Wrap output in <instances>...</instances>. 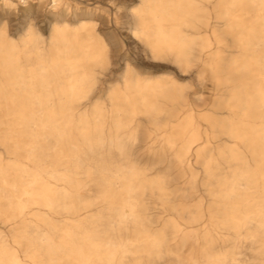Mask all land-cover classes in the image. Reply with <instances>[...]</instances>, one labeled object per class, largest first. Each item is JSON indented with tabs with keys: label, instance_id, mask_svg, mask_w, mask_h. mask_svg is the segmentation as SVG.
I'll return each instance as SVG.
<instances>
[{
	"label": "bare ground",
	"instance_id": "bare-ground-1",
	"mask_svg": "<svg viewBox=\"0 0 264 264\" xmlns=\"http://www.w3.org/2000/svg\"><path fill=\"white\" fill-rule=\"evenodd\" d=\"M115 1L0 0V264H264V0Z\"/></svg>",
	"mask_w": 264,
	"mask_h": 264
},
{
	"label": "rangeland",
	"instance_id": "rangeland-1",
	"mask_svg": "<svg viewBox=\"0 0 264 264\" xmlns=\"http://www.w3.org/2000/svg\"><path fill=\"white\" fill-rule=\"evenodd\" d=\"M85 3H88V5L91 6H97L100 11L103 9H107L110 10V8H114V9H118L120 12L124 9V7H126V5H133L135 4V2H130V3H124V2H119V1H115V0H81ZM102 12V11H101ZM30 14V18H21L19 16V14L14 10L11 11L9 13L3 14L2 18H1V23H2V27H4V29L6 30L7 33H9L10 36L12 37H17L19 34L22 33V31L25 29L26 25H27V21H30L31 23L35 24L36 27H38V29L40 30V32L42 33L43 37H46L48 34V28H47V23L45 21V19L43 17H39L37 16L35 13H29ZM101 35L103 37V39H105L108 44L111 46L112 42L111 40H109L110 36L106 31H102ZM139 45V44H138ZM129 47V48H128ZM123 48H128L127 50H129V63L131 65H133L139 58L141 59L142 55H140V51L139 48L140 46H123ZM145 60V59H144ZM110 68H114L115 69V74L113 76L110 77V79L108 77H104V85L106 84H121V76H120V72L123 69V64L121 62L120 65H116L111 66L109 65ZM170 65L169 68H167L165 70L169 71V72H174L175 73V69ZM108 78V79H106ZM179 81L181 82L180 84L183 86H186L185 90L186 92L190 93L192 91V88L189 87V85L194 84V80L189 77L187 74H185L183 77H181L179 79ZM206 89H209L210 86V82H207L206 85ZM101 96V100H103L105 98V93L104 92H100L99 93Z\"/></svg>",
	"mask_w": 264,
	"mask_h": 264
}]
</instances>
